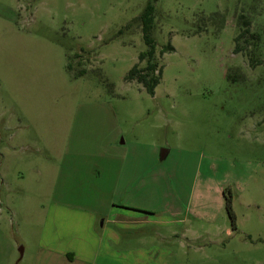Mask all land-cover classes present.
Masks as SVG:
<instances>
[{
    "label": "rangeland",
    "instance_id": "obj_1",
    "mask_svg": "<svg viewBox=\"0 0 264 264\" xmlns=\"http://www.w3.org/2000/svg\"><path fill=\"white\" fill-rule=\"evenodd\" d=\"M151 1L0 0V264H34L55 201L97 196L83 170L111 141L159 155L171 264H264V0H158L154 96L126 81Z\"/></svg>",
    "mask_w": 264,
    "mask_h": 264
},
{
    "label": "crops",
    "instance_id": "obj_2",
    "mask_svg": "<svg viewBox=\"0 0 264 264\" xmlns=\"http://www.w3.org/2000/svg\"><path fill=\"white\" fill-rule=\"evenodd\" d=\"M116 144L109 143L102 167L83 170L96 197L86 206L53 203L34 264H171V229L179 220L171 200L158 197L159 155L151 151L145 164L136 150L121 152ZM168 156L164 151L163 160ZM145 226L151 240L135 236Z\"/></svg>",
    "mask_w": 264,
    "mask_h": 264
},
{
    "label": "trees",
    "instance_id": "obj_3",
    "mask_svg": "<svg viewBox=\"0 0 264 264\" xmlns=\"http://www.w3.org/2000/svg\"><path fill=\"white\" fill-rule=\"evenodd\" d=\"M158 0H152L148 3L142 14L138 17V20L141 23L143 37L146 46L148 47L147 51L142 52L139 54V63L145 62L144 67H140L139 63L134 65L133 68L129 71L126 76L127 82H134L141 84L145 91L154 96L156 92V88L160 85L163 70L164 68L160 65L157 55H156V43L154 38L152 37V30L154 28V13H155V4ZM244 25L249 26L250 23L247 20H244ZM249 30L243 31L237 38H236V48L235 53H239V40L242 38ZM173 47L169 44L164 50H162V55L166 52H171ZM71 64L67 65V69L71 72ZM85 75V71H82L81 74L74 75L75 78ZM227 211L230 218L233 221V227L235 226V215L232 210V200L231 198H227Z\"/></svg>",
    "mask_w": 264,
    "mask_h": 264
}]
</instances>
